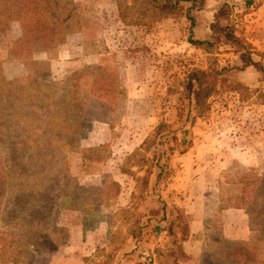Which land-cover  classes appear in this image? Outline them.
<instances>
[{
  "label": "rangeland",
  "instance_id": "1",
  "mask_svg": "<svg viewBox=\"0 0 264 264\" xmlns=\"http://www.w3.org/2000/svg\"><path fill=\"white\" fill-rule=\"evenodd\" d=\"M74 2L82 36L69 35L50 55L20 50L19 23L0 39V264H159L157 250L182 238L180 229L168 233L178 215L190 226L187 251L197 253L180 264H236L228 254L240 246L230 251L228 243L259 237L260 208L242 201L241 181L251 184L249 197L264 184V74L229 73L225 79L245 88L211 98L192 125L190 72L241 61L235 48L212 54L190 39L210 40L228 4L229 24L264 66V0H206L193 29L187 18L129 25L132 0ZM78 44L91 58L84 68L74 63ZM63 83L76 92L78 114L67 101L58 107ZM64 111L77 119L72 128ZM162 122L179 139L188 131L191 147L169 150L172 133L168 145L154 139ZM148 139L156 140L150 150ZM196 225L204 229L192 234ZM226 225L232 235L245 226L246 240L226 238Z\"/></svg>",
  "mask_w": 264,
  "mask_h": 264
},
{
  "label": "trees",
  "instance_id": "2",
  "mask_svg": "<svg viewBox=\"0 0 264 264\" xmlns=\"http://www.w3.org/2000/svg\"><path fill=\"white\" fill-rule=\"evenodd\" d=\"M205 3L206 0H132V6L127 5L125 8V20L133 17L128 22L129 25L148 26L153 20L162 21L168 18H187L191 22L193 29L196 24L193 13L195 11H203ZM77 6L74 0H0V39L10 31L11 23H19L21 37L17 44L20 45V50L25 49L26 53L31 57L42 53L50 55L57 47L65 43L69 35L81 31L80 15L77 11ZM231 16V7L228 4H224L216 13L214 22L210 26L211 39L200 40L193 39V37L190 39V42L194 46L204 49L207 53H216L217 48L221 46L235 48L236 52L239 53L241 61L240 66L233 68L224 67L218 69L216 66H213L207 71L192 70L190 72L189 81L192 86V93L194 94V107L197 110V116L192 119V125L198 117L210 111L211 104L209 100L211 98L218 97L227 91L240 94L239 90L245 88L240 83H231L225 79V76L229 77V73L231 74L233 71L241 72L253 67L258 72L264 74L262 63L254 60L251 49H248L245 43L236 36L234 29L229 24ZM42 84H38L40 90L43 88ZM227 84L228 87L226 86ZM63 85L66 88L63 91V99L58 104V107L60 108L67 101V106L70 104L76 106L75 112L78 114L77 100L75 99L76 92L69 89L70 84L63 83ZM247 90L249 89L247 88ZM46 94L48 95V93ZM67 113L64 111L63 115L66 120L69 118L72 122V124H68L69 128H72L77 123V119L76 117L67 115ZM189 121L190 117H188L186 122ZM164 131H168V134L164 133ZM170 133L174 135L175 143L170 145L169 150L175 151L174 148L186 147L188 149L191 147L192 143L186 139L188 131H185L183 138L179 139L174 133L173 127L165 122H162L157 127L154 139H161L163 140V145H168ZM154 144H156V140L148 139L143 145L147 146V150H150ZM186 152L187 150H184L182 154ZM141 161L145 163L144 165H147L149 159L145 157ZM159 168L158 181L167 175L165 174V170L167 169L165 165ZM152 172V166H150L147 175L142 179L145 187L149 185ZM246 180L244 182L241 181L244 184L242 201L246 205L248 202H257L260 208L259 213L256 212L254 215V218L259 222V229H257L259 237L252 243H228L230 251L234 245L240 246L228 255L236 261V264H264V184H262L263 187L257 192L258 194L256 193V196L251 195V198L247 192V185L251 184ZM113 186L120 188L118 183H113ZM23 213L25 214L26 212ZM181 220L182 217L178 215L168 228V233L170 237H177L178 233L175 230L180 229L182 238L178 246L174 248L157 250L158 257L156 261L159 264H180L181 261H190L192 259L184 248V243L191 234L190 226L187 224L182 225ZM0 252V256H2L4 249L0 248ZM164 258L168 261L171 260V262L162 261L161 259Z\"/></svg>",
  "mask_w": 264,
  "mask_h": 264
},
{
  "label": "crops",
  "instance_id": "3",
  "mask_svg": "<svg viewBox=\"0 0 264 264\" xmlns=\"http://www.w3.org/2000/svg\"><path fill=\"white\" fill-rule=\"evenodd\" d=\"M73 35H75L76 36V34H73ZM77 35H81L82 36V33H78ZM71 36V35H70ZM83 38V40H84V38L85 37H82ZM79 45H81V46H79ZM78 48H80V49H82V51H81V53H82V55H80V56H78L77 58H78V61H76V62H74V63H76V64H78V66H80V67H82V68H84L85 66H86V62L88 61V60H90L91 58H88L89 56H87L85 53H83V49H84V46H83V44H78ZM66 67L69 65V63H66V64H64ZM234 212H238V213H234ZM224 213V218H226V217H228L227 216V214H230V215H233V216H235V215H238V216H240L241 215V212H239V211H237V210H231V211H227V214H226V211H224L223 212ZM196 223V222H195ZM194 223V224H195ZM196 228V229H195ZM193 230H192V234H198L199 232H201V231H203V229H204V227H203V225L200 227V228H197V225H196V227H195ZM225 231H224V233H225V236H226V238H229V239H233V240H246V236H247V231H246V229H245V226H243L242 227V230L241 231H237L236 230V234L235 235H232L231 234V232H230V228H228V226L226 225L225 226ZM228 228V229H227ZM189 243H191V240L189 241V242H185L184 243V248H185V250H186V252L189 254V255H193V256H195V254H197L196 252L194 253V252H192V251H187V247H188V245H189Z\"/></svg>",
  "mask_w": 264,
  "mask_h": 264
}]
</instances>
